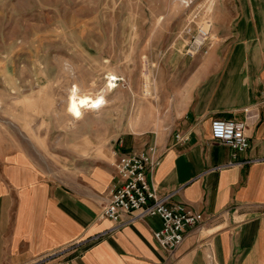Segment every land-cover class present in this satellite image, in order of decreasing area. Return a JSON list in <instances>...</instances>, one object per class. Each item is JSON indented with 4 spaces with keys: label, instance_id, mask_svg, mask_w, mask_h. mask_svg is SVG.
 Segmentation results:
<instances>
[{
    "label": "crops",
    "instance_id": "0c3cea01",
    "mask_svg": "<svg viewBox=\"0 0 264 264\" xmlns=\"http://www.w3.org/2000/svg\"><path fill=\"white\" fill-rule=\"evenodd\" d=\"M211 40L207 53L175 59L174 128L156 136L162 161L151 178L159 196L204 223L170 253L154 236L160 218L121 227L100 218L120 181L113 163L62 182L8 137L0 139V264H264V0L218 1ZM216 119L247 124L250 147L238 164L228 165L231 149L213 138ZM144 148L120 142L113 156Z\"/></svg>",
    "mask_w": 264,
    "mask_h": 264
},
{
    "label": "rangeland",
    "instance_id": "374dc122",
    "mask_svg": "<svg viewBox=\"0 0 264 264\" xmlns=\"http://www.w3.org/2000/svg\"><path fill=\"white\" fill-rule=\"evenodd\" d=\"M218 1L0 0V139L71 183L120 142L155 144L174 128L175 59ZM73 94L103 104L76 118Z\"/></svg>",
    "mask_w": 264,
    "mask_h": 264
},
{
    "label": "built area",
    "instance_id": "2783aa9c",
    "mask_svg": "<svg viewBox=\"0 0 264 264\" xmlns=\"http://www.w3.org/2000/svg\"><path fill=\"white\" fill-rule=\"evenodd\" d=\"M210 38L211 25L198 26L186 43L185 56H198ZM246 128L247 124L241 121L216 119L212 122L213 138L231 149L230 166L238 164V156L250 147ZM178 138L186 141V138ZM161 161L154 144L117 156L113 166L120 181L112 187L110 200L103 207L100 218L121 227L146 217H158L162 225L155 232V239L164 250L172 253L183 244L189 230L204 223L205 217L190 211L184 204H172L171 195L161 197L157 194L151 178ZM103 235L105 233L94 236L93 240H99Z\"/></svg>",
    "mask_w": 264,
    "mask_h": 264
},
{
    "label": "bare ground",
    "instance_id": "6f19581e",
    "mask_svg": "<svg viewBox=\"0 0 264 264\" xmlns=\"http://www.w3.org/2000/svg\"><path fill=\"white\" fill-rule=\"evenodd\" d=\"M102 104V99L95 100L90 96L77 97L76 94H73L69 101L70 112L76 118L82 117L85 109L97 108Z\"/></svg>",
    "mask_w": 264,
    "mask_h": 264
}]
</instances>
